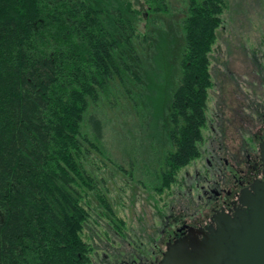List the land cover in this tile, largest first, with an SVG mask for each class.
Here are the masks:
<instances>
[{"label": "trees", "instance_id": "1", "mask_svg": "<svg viewBox=\"0 0 264 264\" xmlns=\"http://www.w3.org/2000/svg\"><path fill=\"white\" fill-rule=\"evenodd\" d=\"M144 2L145 13L130 0H0V264H95L83 233L96 189L88 165L107 149L100 104L122 88L139 108L170 32L157 25L168 0ZM183 8L178 73L151 148L162 154L145 166L159 195L201 156L227 2Z\"/></svg>", "mask_w": 264, "mask_h": 264}, {"label": "rangeland", "instance_id": "2", "mask_svg": "<svg viewBox=\"0 0 264 264\" xmlns=\"http://www.w3.org/2000/svg\"><path fill=\"white\" fill-rule=\"evenodd\" d=\"M130 1L134 8L146 12L144 0ZM168 2L170 13L160 16L157 25L163 29L167 26L170 32L163 34L158 50L151 55L148 78L152 85L140 88L139 108H134L122 88L100 104L99 113L106 121L103 142L107 149H103L100 158L92 154L94 163L88 165L96 189L87 200L91 218L83 233L94 249L95 264H100L105 253L111 256L121 247L129 250L116 233L114 222H124L122 233L129 241H144L148 234L153 235L159 229L160 216L167 214L169 208L189 206L183 194L180 197L176 192V185L164 194L155 193L150 184L151 175L145 169L162 154L161 149L151 148L154 139L160 136L161 117L170 103L173 77L178 73L183 49L179 28L184 17L183 0ZM226 2L223 25L211 56L213 86L207 111L210 127L204 131L201 146L207 153L213 137L211 127L217 136L214 145L218 139L233 151L247 132L243 121L264 104V0ZM144 25L143 21L141 30L147 33L156 27L149 24L144 28ZM185 170L178 173V180L183 179ZM99 196L106 200V205Z\"/></svg>", "mask_w": 264, "mask_h": 264}, {"label": "flooded vegetation", "instance_id": "3", "mask_svg": "<svg viewBox=\"0 0 264 264\" xmlns=\"http://www.w3.org/2000/svg\"><path fill=\"white\" fill-rule=\"evenodd\" d=\"M251 113L248 120L243 121L247 132L242 134L236 149H226L218 139L214 145L217 136L211 127L213 137L209 153L202 150L197 160L181 170L193 169L192 173L185 170L183 179L173 184L179 196L183 194L182 198L188 200L189 206L169 208L167 214L160 216L159 229L153 235L148 234L146 242H131L122 229H118L116 233L125 240L129 250L121 247L111 256L105 253L100 264H161L170 245L186 243L192 250V241H211L220 227L228 233L229 223L248 214L250 208L246 201L256 196L264 185L260 149L264 142V104Z\"/></svg>", "mask_w": 264, "mask_h": 264}, {"label": "water", "instance_id": "4", "mask_svg": "<svg viewBox=\"0 0 264 264\" xmlns=\"http://www.w3.org/2000/svg\"><path fill=\"white\" fill-rule=\"evenodd\" d=\"M260 149L264 161V142ZM245 204L249 213L229 223L228 233L220 227L215 239L192 241V250L186 243L170 245L161 264H264V185Z\"/></svg>", "mask_w": 264, "mask_h": 264}]
</instances>
